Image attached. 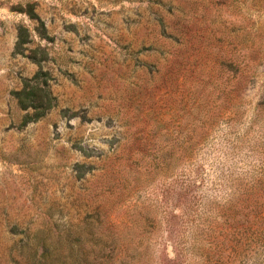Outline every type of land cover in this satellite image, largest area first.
<instances>
[{"label": "rangeland", "instance_id": "374dc122", "mask_svg": "<svg viewBox=\"0 0 264 264\" xmlns=\"http://www.w3.org/2000/svg\"><path fill=\"white\" fill-rule=\"evenodd\" d=\"M103 217L146 264H264V0H0V264H85Z\"/></svg>", "mask_w": 264, "mask_h": 264}, {"label": "trees", "instance_id": "16d2710c", "mask_svg": "<svg viewBox=\"0 0 264 264\" xmlns=\"http://www.w3.org/2000/svg\"><path fill=\"white\" fill-rule=\"evenodd\" d=\"M23 42L22 35L19 34L17 46ZM37 77L38 74L33 76L32 79L25 80L22 88L15 91V99L17 100L18 106L26 110L23 116V123L41 118L56 104V97L52 94L49 87L41 83V81H38V79L36 80ZM89 224L99 229L101 234L99 238L101 248L97 250H93L92 248L91 253L85 256V264H146L145 261L149 260V257H153V254H149L146 248L136 252L131 238H123L122 241L116 242L112 246L115 240L111 233L119 231L122 227H129L128 219H121L116 222L108 217H103L100 220L97 219L96 223L91 221ZM92 253H94L93 259L90 258ZM70 254L74 263H82L78 252L73 249ZM174 259L171 260L168 258V261L175 262ZM151 263L164 264L158 260L153 262V258Z\"/></svg>", "mask_w": 264, "mask_h": 264}]
</instances>
